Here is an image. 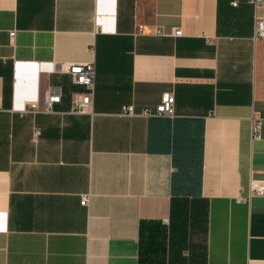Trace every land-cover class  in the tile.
<instances>
[{"label": "crops", "instance_id": "0c3cea01", "mask_svg": "<svg viewBox=\"0 0 264 264\" xmlns=\"http://www.w3.org/2000/svg\"><path fill=\"white\" fill-rule=\"evenodd\" d=\"M234 1L0 0V264H264V3Z\"/></svg>", "mask_w": 264, "mask_h": 264}, {"label": "built area", "instance_id": "2783aa9c", "mask_svg": "<svg viewBox=\"0 0 264 264\" xmlns=\"http://www.w3.org/2000/svg\"><path fill=\"white\" fill-rule=\"evenodd\" d=\"M256 7H260L264 0H253ZM237 5L238 1L233 2ZM163 34L162 32H160ZM182 33L181 29L175 30L176 35ZM12 35L14 33L12 32ZM264 38V16L256 13L255 18V31L254 39ZM73 80L76 85L82 87L81 90H77L72 95V112L76 114H92L94 112V95H95V78L96 69L95 62L88 61L83 63H69L63 69ZM61 101L60 92L51 87L48 89L43 97V105L40 106L39 102H33L28 107L27 111L37 112L43 111L47 113L55 112V104ZM3 107L0 105V112ZM124 112L128 114H136L133 105H127L124 107ZM145 116H167L173 117L175 115V94L172 91H166L162 94L160 102L154 107H145L140 112ZM262 124L263 118L254 114L252 117V136L254 139H260L262 137ZM253 196H264V179H251L249 185V196L251 199ZM241 199H245L242 198ZM90 197L85 195L81 199V204L84 206H89Z\"/></svg>", "mask_w": 264, "mask_h": 264}, {"label": "rangeland", "instance_id": "374dc122", "mask_svg": "<svg viewBox=\"0 0 264 264\" xmlns=\"http://www.w3.org/2000/svg\"><path fill=\"white\" fill-rule=\"evenodd\" d=\"M45 94V93H44ZM43 97H44V95H43Z\"/></svg>", "mask_w": 264, "mask_h": 264}]
</instances>
